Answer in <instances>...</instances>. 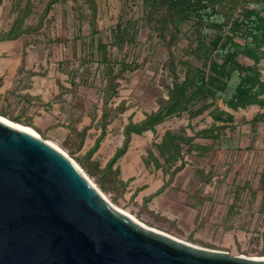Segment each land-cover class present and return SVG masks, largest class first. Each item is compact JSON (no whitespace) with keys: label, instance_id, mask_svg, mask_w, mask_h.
Listing matches in <instances>:
<instances>
[{"label":"rangeland","instance_id":"1","mask_svg":"<svg viewBox=\"0 0 264 264\" xmlns=\"http://www.w3.org/2000/svg\"><path fill=\"white\" fill-rule=\"evenodd\" d=\"M51 1L0 0V119L34 131L147 228L264 259V94L247 108L212 94L225 59L216 50L231 40L235 64L255 92L264 89V45L229 31L242 4L224 30L199 18L201 0H183L177 11L168 0ZM186 82L190 112L134 135L111 165L125 126Z\"/></svg>","mask_w":264,"mask_h":264},{"label":"water","instance_id":"2","mask_svg":"<svg viewBox=\"0 0 264 264\" xmlns=\"http://www.w3.org/2000/svg\"><path fill=\"white\" fill-rule=\"evenodd\" d=\"M0 264H264L196 247L114 208L68 157L0 122Z\"/></svg>","mask_w":264,"mask_h":264},{"label":"trees","instance_id":"3","mask_svg":"<svg viewBox=\"0 0 264 264\" xmlns=\"http://www.w3.org/2000/svg\"><path fill=\"white\" fill-rule=\"evenodd\" d=\"M58 0H52L53 4ZM149 2V0H147ZM230 2L231 9L228 12L218 10L214 5L210 7L208 2L213 0H201L200 3L193 6L195 12L199 18L212 24L216 27H221L227 30L228 18L227 14L235 15L236 8L242 4V11L238 15V19L230 25V33L233 35L244 36L249 38L251 36L254 40L253 46L259 49L264 45V30L260 27L259 18L264 16V0H226ZM169 7L172 10L180 9L183 0H168ZM192 5V4H189ZM205 5V6H202ZM212 5V3H211ZM183 12V10H182ZM245 27V33H242L239 29ZM207 34L209 31L207 30ZM217 54L222 55L225 59L222 65L218 66L216 71L217 79L215 90L212 92L213 97L221 101L223 104L231 108H247L252 105H256L260 102V96L264 94V89L259 92H255L253 88V81L246 77L240 66L235 64V60L238 56V49L234 41H230L223 46L222 49L216 50ZM264 56V53H262ZM193 87L189 82L182 85H175L169 92V99L166 100L157 112L148 115L143 121L139 123L130 122L124 129V142L123 145L117 150L114 157L111 159L110 164L117 163L128 152L132 138L134 135H142L148 130H153L158 124L163 121L179 116L184 113H189L187 101L188 90ZM106 135V130L96 142L95 148L100 146V143ZM180 170V168H179ZM159 191L157 194H159Z\"/></svg>","mask_w":264,"mask_h":264},{"label":"bare ground","instance_id":"4","mask_svg":"<svg viewBox=\"0 0 264 264\" xmlns=\"http://www.w3.org/2000/svg\"><path fill=\"white\" fill-rule=\"evenodd\" d=\"M0 122H6V123H8V124H10V125H12V126H14V127H16V128H18V129H20V130H22V131H25V132H28V133H31V134H33V135H37L34 131H32L31 129H28V128H25V127H22V126H19V125H16V124H14V123H12V122H10V121H8V120H5V119H0ZM121 212V211H120ZM123 213V212H122ZM125 215H127L126 213H124ZM127 216H129L130 218H132V219H134L133 218V216L131 217L130 215H127ZM135 221H137L136 219H134ZM139 222V221H138Z\"/></svg>","mask_w":264,"mask_h":264},{"label":"built area","instance_id":"5","mask_svg":"<svg viewBox=\"0 0 264 264\" xmlns=\"http://www.w3.org/2000/svg\"><path fill=\"white\" fill-rule=\"evenodd\" d=\"M263 50H264V48H263Z\"/></svg>","mask_w":264,"mask_h":264}]
</instances>
